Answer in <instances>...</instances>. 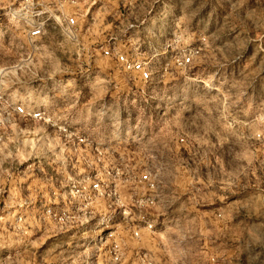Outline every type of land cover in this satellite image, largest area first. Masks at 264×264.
Listing matches in <instances>:
<instances>
[{
	"label": "rangeland",
	"instance_id": "374dc122",
	"mask_svg": "<svg viewBox=\"0 0 264 264\" xmlns=\"http://www.w3.org/2000/svg\"><path fill=\"white\" fill-rule=\"evenodd\" d=\"M0 264H264V0H0Z\"/></svg>",
	"mask_w": 264,
	"mask_h": 264
},
{
	"label": "built area",
	"instance_id": "2783aa9c",
	"mask_svg": "<svg viewBox=\"0 0 264 264\" xmlns=\"http://www.w3.org/2000/svg\"><path fill=\"white\" fill-rule=\"evenodd\" d=\"M27 4H33V0H25ZM63 3H68L70 6H74L77 4V0H63ZM38 6H42L38 4ZM41 14H45V12H40ZM58 18H63L68 29H74L78 25V16L75 14H71L66 10H61L60 15ZM50 21V19H48ZM45 33V27L43 24H36L31 29L30 35L33 38H38L43 36ZM196 53H190L188 56L180 60L181 66H188L192 62L193 55ZM104 55L106 57H115L119 64L124 66L127 70L132 72L139 73L144 81H147L151 78V72L145 67V63L140 61H131L127 56L120 54L119 52H115L114 50H106L104 51ZM20 113H25V110L22 107L18 108ZM43 114L41 112L33 114L34 119H43ZM95 188H99V184L94 186ZM149 229H152V225H148ZM136 236H139V232L135 233Z\"/></svg>",
	"mask_w": 264,
	"mask_h": 264
}]
</instances>
